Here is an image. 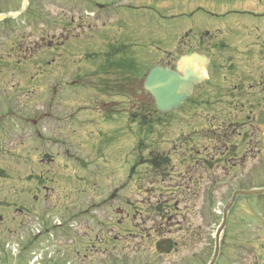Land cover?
<instances>
[{
	"label": "rangeland",
	"instance_id": "rangeland-1",
	"mask_svg": "<svg viewBox=\"0 0 264 264\" xmlns=\"http://www.w3.org/2000/svg\"><path fill=\"white\" fill-rule=\"evenodd\" d=\"M131 1L134 3V0ZM242 1L243 8L250 6L255 11H264V0ZM85 2L80 0L74 13L66 10L59 22L56 21L57 12L50 7L44 13H37V23L45 19L59 24L56 28L52 27L57 25L47 28L38 26L39 32L52 28L57 36L64 33V71L57 68L59 64L55 62L46 66L44 77L35 75L38 73L41 76L42 71L31 67V72L27 70L21 75L0 78V82L5 83L0 89V119H3L0 121V201L8 205L17 203L16 196H22L18 193L19 189L25 188L19 180H15L14 184L5 179V172L8 177L15 175L11 172L15 170L21 171L20 175L31 174L34 177L47 167L50 177L47 198L41 197L37 202L28 198L33 206L26 203V207L30 206L29 210L36 216L46 211L44 217L51 223L64 222L67 217L73 216L72 221L79 224L74 227L72 235L67 236L62 229L55 230L53 236L42 235L41 241L32 243L31 249L21 253L22 261L34 259L36 255L42 258L46 251H42L39 243H44L49 248L47 256L52 262L63 254L66 259L69 253L74 252V264H208L214 254L217 229L225 209L231 204L226 228L221 235L222 246L217 264H264V196L260 200L256 197L250 200L236 198L232 203L233 193L240 186L247 183L264 185V147L259 154L256 150L254 156L248 153L245 162L240 164L237 160V167L230 168L231 164L224 163L226 157L211 153L209 141H192V138L198 137L195 133L200 132L199 123L203 115L201 118L200 113L193 115L188 108L186 114H173L167 119V124L154 129L153 136L145 138L147 144L165 153L172 161V167L162 174H147L144 166L135 163L136 160L143 163L149 150L137 151V141L142 135L137 125L130 126L129 117L138 107L151 104V99L138 88L136 81L113 76L107 85L102 79L105 77L95 76L96 66L103 62L100 54L107 42L133 44L135 59L150 56L145 62L149 66L154 60L166 63L177 58L176 50L184 49L182 42L190 44L191 39L198 43V29L190 30L194 33L186 38L184 34L189 28L181 32L180 28L224 27L227 24L226 10L216 7H228L231 2L139 0L140 5L158 7L155 10L146 9L149 12L143 9L135 11L139 14H114L110 8L97 10L93 3ZM98 2L109 5L108 0ZM169 6L172 13L166 12ZM198 8L208 14L195 13L186 18ZM121 9L114 10L121 12ZM185 10L187 13H177ZM152 13L160 14V18ZM165 13L167 18H174L166 19ZM214 13L221 19L216 18ZM249 17L230 18L235 20L232 27H246ZM173 25L180 28L174 30ZM223 31L213 30L212 37L223 41L227 47L226 52L217 58L224 64L222 75L226 82L222 78L217 81L221 91L212 93L211 97L219 99L223 96L224 100L223 88L232 90L245 85L243 88L248 89L249 85H253L251 91L248 89L244 94L237 92L235 96L244 95L249 106H257V99H263L264 95L260 88H256L257 83L264 80V56L257 48L240 56L234 44L245 39L248 29L245 32L244 28L238 30L243 31V36L227 35ZM176 33L183 34L177 37L175 44L179 45L175 49L173 38ZM26 40L31 48L29 40ZM157 40L162 42L163 57L155 48ZM46 50L44 46V53ZM27 55L29 64L34 66V50ZM46 58L50 61L48 56ZM112 102L114 104H110ZM7 106H11L8 110L10 115L5 114ZM34 120L38 123L33 124ZM200 145H206L208 151L203 152ZM192 149L203 154L204 163L191 159ZM129 153H135L136 158L133 160ZM47 155L48 160L43 162ZM125 158L129 160L125 162ZM131 168L134 169L130 171ZM157 176H162V180ZM240 181L244 183L240 184ZM250 185L244 189L250 188ZM166 202L170 206L179 205L177 212L175 207L172 211L164 208L163 211L153 210L154 205L161 207ZM148 204L151 205L148 207ZM15 208H24L20 200L19 207ZM118 209H125L130 216L120 217ZM0 214L6 217L5 223L0 224L1 253L7 243L19 241L27 231L5 233L10 229L9 225L21 221L26 223L25 215L8 208L1 210ZM94 216L112 222L111 238L119 232L124 233L125 229L135 231L132 227L137 225L140 234L127 233V242L120 240L110 246L107 253L99 251V246L92 248L91 245L96 242L94 235L91 233L88 236L86 227L82 226L84 221ZM35 217L29 219L31 231L38 224L37 218H43ZM121 221L123 224H119ZM70 229L73 230V227ZM159 229L164 234L160 235L157 232ZM167 239H172L176 246L171 244V253H161L159 250H166L167 245L158 249L157 243ZM81 242L83 245L77 246ZM56 264L66 262L61 259Z\"/></svg>",
	"mask_w": 264,
	"mask_h": 264
},
{
	"label": "water",
	"instance_id": "water-1",
	"mask_svg": "<svg viewBox=\"0 0 264 264\" xmlns=\"http://www.w3.org/2000/svg\"><path fill=\"white\" fill-rule=\"evenodd\" d=\"M148 87L157 96V103L160 110L163 112L169 111L172 108H177L189 91L185 79L170 71L156 69L149 78ZM261 192L242 193L246 195L259 194Z\"/></svg>",
	"mask_w": 264,
	"mask_h": 264
},
{
	"label": "flooded vegetation",
	"instance_id": "flooded-vegetation-1",
	"mask_svg": "<svg viewBox=\"0 0 264 264\" xmlns=\"http://www.w3.org/2000/svg\"><path fill=\"white\" fill-rule=\"evenodd\" d=\"M40 3H42L43 5L40 6L41 11L48 9L49 7L52 9V11H55L57 13H64V9H63V5H62V0H40ZM32 0L29 2V5L27 7V9L25 10V13H32ZM23 8H24V3L23 0H0V13H12V12H18V11H22L23 12ZM36 8H39L38 6H36ZM7 20L9 21H4L3 23H0V26H3V30L1 32V27H0V33H5L6 29L9 30L11 36H8L6 38H8L14 45L17 44L16 41V35L18 33V29L15 25V23L13 22V18H8ZM5 39H0V45H5ZM14 50V49H13ZM21 50H23V48L21 47ZM29 49H25V52H27ZM12 56V55H10Z\"/></svg>",
	"mask_w": 264,
	"mask_h": 264
}]
</instances>
